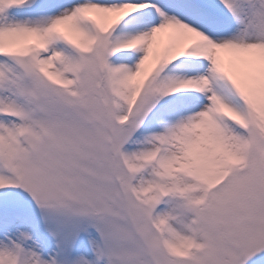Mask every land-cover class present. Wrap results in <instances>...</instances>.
Listing matches in <instances>:
<instances>
[{"label":"snow or ice","instance_id":"6c2138e0","mask_svg":"<svg viewBox=\"0 0 264 264\" xmlns=\"http://www.w3.org/2000/svg\"><path fill=\"white\" fill-rule=\"evenodd\" d=\"M0 264H264V0H0Z\"/></svg>","mask_w":264,"mask_h":264}]
</instances>
